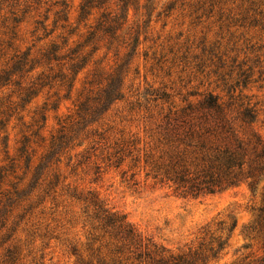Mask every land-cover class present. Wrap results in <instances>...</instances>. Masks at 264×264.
Returning <instances> with one entry per match:
<instances>
[{"label": "rangeland", "instance_id": "1", "mask_svg": "<svg viewBox=\"0 0 264 264\" xmlns=\"http://www.w3.org/2000/svg\"><path fill=\"white\" fill-rule=\"evenodd\" d=\"M85 1L0 0V75L12 72L20 57L28 62L0 89V167L8 171L0 185V264H6L8 250L13 264H95L91 253L107 237L100 239L95 212L83 201L92 196L143 239L169 251L197 246L206 230L208 237L227 239L212 264L264 260V176L254 191L242 184L192 199L154 180L149 167L162 151L155 127L159 114L195 104L208 93L223 102L240 96L256 105L253 128L264 141V0H132L126 23L116 26L117 38L88 44L83 68L70 82L71 51L84 44L108 7L118 17L124 11H117V0H99L104 7L79 22ZM61 3L68 6V21L54 24ZM52 45L61 49L60 60L47 62L42 55ZM239 70L249 79L235 86ZM39 74L49 77V85L37 88L24 109L2 115L9 97L19 103L14 82L26 88ZM113 74L122 81L121 99L95 117L88 113L75 120L76 106L87 98L92 104L105 86L102 79ZM94 80L102 85L91 84ZM42 114L45 122L35 124ZM62 127L73 139L54 156L52 163L59 164L33 178ZM57 176V185L48 186Z\"/></svg>", "mask_w": 264, "mask_h": 264}, {"label": "trees", "instance_id": "2", "mask_svg": "<svg viewBox=\"0 0 264 264\" xmlns=\"http://www.w3.org/2000/svg\"><path fill=\"white\" fill-rule=\"evenodd\" d=\"M130 1L132 0H117V11H123L124 8L123 15L120 17L116 15V10L111 11L108 7V12L101 16L102 20L98 22L94 30L87 32L88 36L84 44L71 51L70 55L72 56L68 57L70 61L68 70L73 77L69 79L70 82L74 81L79 69L83 68L79 67V63L83 61L81 54L88 44L97 45L107 36L111 40L117 38L115 35L121 28L116 26L126 23L127 10L125 11V8L128 7ZM146 1L150 2L151 0ZM57 4L55 3V5ZM60 6L63 9L54 14L56 18L54 24H57L58 21L64 23L68 21L67 4L61 3ZM103 7L104 3L99 0L85 1L79 8L78 21L87 22L92 10ZM120 20H122V24L118 23ZM88 30H92V26H89ZM97 34H101L102 38L95 41ZM60 50L52 45L49 51L42 55L43 59L47 62L59 61L60 59H57L56 55ZM96 51L97 49L94 47L91 53ZM27 64V60L20 57L12 67V72H3L0 75V89L12 83L11 78L14 73L22 74L23 68ZM237 67L239 68V66ZM33 69L30 67L26 74L31 73ZM246 73L247 71L239 70L235 86L240 83L244 85L247 82L249 76H246ZM61 77V81L64 83L69 81L66 75H61ZM92 77L93 79L99 78L101 75L93 74ZM48 78L39 74L29 82L26 88H23L21 82H14L18 88L16 97L19 99V103L11 102V97H9L10 100H7V104L4 106L5 110L1 114L14 112L17 107L24 109L26 104H29L37 95L39 89L49 85L45 83ZM102 80L105 81V86L99 91V96L93 100L92 104H89L87 98L84 103L76 106L75 120L88 115V113L95 117L101 111H105L114 101L121 99L122 81H119L118 75H109ZM93 83L99 87L102 85V82L96 80L91 82V84ZM68 87L71 89L72 84L70 83ZM239 97L237 96V99L230 97L226 102H223L218 96L208 93L195 104L189 103L182 108L173 107L165 113L161 112L155 127L162 151L157 160L149 163L151 172L154 174L153 179L168 185L174 193L182 198L196 199L242 184L254 191L264 176V141L253 128L257 117L256 105H251L249 102L244 103ZM163 98L164 95L161 99ZM45 119V115L42 114L35 124L40 122L43 124ZM66 120L70 121L71 127L76 125L72 118ZM64 131L65 128L62 127L61 135L52 138L49 150L41 158V163L33 178L39 175V171L59 164L58 160H56V164L52 163L54 156L67 149L73 139V137H68ZM24 142L28 144L27 139ZM26 144L21 149L23 153L26 152ZM4 150H7V144L4 145ZM115 155H118V152L110 155L109 159L115 158ZM12 169L11 167L10 170ZM7 172V169L0 167V185L8 178ZM57 182L58 176L54 177V182H49L48 186L57 185ZM12 186L14 195L18 197L17 188L14 184ZM9 195L10 193L5 194V197ZM10 199L7 198L6 202L10 203ZM77 199L81 200V198ZM83 201L88 203V206H91L95 212L93 218L99 223L97 227L103 233L100 239L104 240L107 237V241L100 243L99 248L91 253L95 264H212L218 262L226 245L227 239L223 240L222 236L213 238L211 237L213 234L208 237L209 233H204L207 232L205 230L197 246L175 253L143 239L126 223L124 217L105 210L97 198L92 196L90 199H83ZM261 212L264 213V209ZM221 231L220 234H222ZM207 237L210 238L209 242H206ZM5 258L6 264L15 262L10 250L6 251ZM257 264H264V260Z\"/></svg>", "mask_w": 264, "mask_h": 264}]
</instances>
